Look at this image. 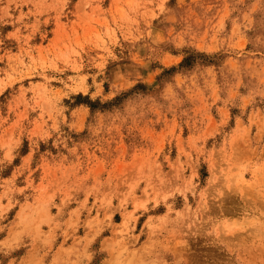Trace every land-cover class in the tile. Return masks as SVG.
<instances>
[{
  "label": "rangeland",
  "instance_id": "rangeland-1",
  "mask_svg": "<svg viewBox=\"0 0 264 264\" xmlns=\"http://www.w3.org/2000/svg\"><path fill=\"white\" fill-rule=\"evenodd\" d=\"M0 264H264V0H0Z\"/></svg>",
  "mask_w": 264,
  "mask_h": 264
},
{
  "label": "bare ground",
  "instance_id": "bare-ground-1",
  "mask_svg": "<svg viewBox=\"0 0 264 264\" xmlns=\"http://www.w3.org/2000/svg\"><path fill=\"white\" fill-rule=\"evenodd\" d=\"M194 217H195V216H194ZM194 217H193V218H194ZM203 219H204V218H203ZM200 224H201V223H200ZM203 230H204V229H203ZM171 246H172V244H171ZM180 247H181V246H180ZM178 248H179V247H178ZM178 248H177V249H178ZM174 251H175V249H174ZM177 252H178V251H177ZM177 256H178V255H177ZM176 260H177V259H176ZM144 262H145V261H144Z\"/></svg>",
  "mask_w": 264,
  "mask_h": 264
}]
</instances>
